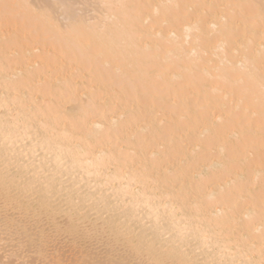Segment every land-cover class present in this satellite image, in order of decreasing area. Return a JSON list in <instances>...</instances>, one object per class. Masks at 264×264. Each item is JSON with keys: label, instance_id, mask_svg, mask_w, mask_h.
Returning a JSON list of instances; mask_svg holds the SVG:
<instances>
[{"label": "bare ground", "instance_id": "bare-ground-1", "mask_svg": "<svg viewBox=\"0 0 264 264\" xmlns=\"http://www.w3.org/2000/svg\"><path fill=\"white\" fill-rule=\"evenodd\" d=\"M1 242L264 264V0H0Z\"/></svg>", "mask_w": 264, "mask_h": 264}, {"label": "rangeland", "instance_id": "rangeland-1", "mask_svg": "<svg viewBox=\"0 0 264 264\" xmlns=\"http://www.w3.org/2000/svg\"><path fill=\"white\" fill-rule=\"evenodd\" d=\"M19 249L20 248H12L11 250V247L9 248V245L6 244V242L5 243L1 242L0 243V264H39L40 261L38 262V260L36 259L37 257L36 256L34 257L35 254H33L32 257H29L30 254L28 255L24 254L23 256L20 253L21 250ZM10 254H12V256Z\"/></svg>", "mask_w": 264, "mask_h": 264}, {"label": "snow or ice", "instance_id": "snow-or-ice-1", "mask_svg": "<svg viewBox=\"0 0 264 264\" xmlns=\"http://www.w3.org/2000/svg\"><path fill=\"white\" fill-rule=\"evenodd\" d=\"M233 264H235V262H233ZM240 264H245V262L244 261H241Z\"/></svg>", "mask_w": 264, "mask_h": 264}]
</instances>
